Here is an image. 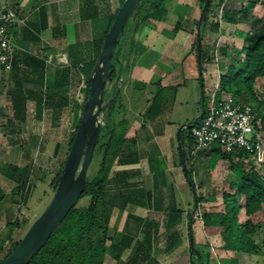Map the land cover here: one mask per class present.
<instances>
[{
    "label": "crops",
    "instance_id": "crops-1",
    "mask_svg": "<svg viewBox=\"0 0 264 264\" xmlns=\"http://www.w3.org/2000/svg\"><path fill=\"white\" fill-rule=\"evenodd\" d=\"M221 1L226 9L221 15L222 27L209 29V37H217L212 45H207L205 27L202 73L194 48L201 0H170L168 7L173 3L174 8L170 24L166 15L162 21L143 25L134 34L122 66L119 63L117 77L121 76L123 96L119 104L116 102V118L130 122L124 148L108 176L113 236L103 264H194L188 216L192 208L181 209L176 218L174 211L181 206L178 191L188 182L181 163L178 131L191 123L180 126L172 120L179 111L174 112L177 95L184 89L181 108L184 102L196 100L197 81L203 74L209 87L217 85V90L231 64L230 57L243 46L240 34L250 32L255 22L259 27L264 24V0ZM120 4L121 0H0V5L14 8L19 19L10 29L13 67L0 73V109L5 111L6 101L13 102L18 117H33L27 132L29 145L51 149V157L60 166L69 154L82 105L78 93L83 78L87 81L85 68L96 58L101 38ZM62 56H66L67 63ZM258 79L264 82V77ZM135 89L148 97L144 107L138 104L132 112L124 108V98L128 102L130 91ZM166 89L170 96L162 97ZM260 93L256 92L261 98ZM172 97L175 101H171ZM150 105L154 107L152 121L146 118ZM260 112L264 128V110ZM202 222L194 218L192 228L196 248L205 262L218 263L211 253L207 258L214 239L221 249L223 264H264L260 255L224 249L222 238L208 235Z\"/></svg>",
    "mask_w": 264,
    "mask_h": 264
},
{
    "label": "trees",
    "instance_id": "trees-1",
    "mask_svg": "<svg viewBox=\"0 0 264 264\" xmlns=\"http://www.w3.org/2000/svg\"><path fill=\"white\" fill-rule=\"evenodd\" d=\"M123 2L124 0H121L118 10L110 18L108 27L101 38L99 52L96 58L85 68L88 83L86 99L89 93L90 78L95 63L102 50L106 35ZM203 2L205 0H202V4ZM200 7L198 21L203 5ZM167 8V0H142L121 35L116 51V60H114L116 64V70L113 75L114 79L118 75L119 62H122V58L124 56L127 57L129 53L128 46L132 44L134 34L146 23L153 20H164L167 15ZM207 19L208 15L202 28V40L205 38L204 28L207 25ZM247 33L248 35L244 40L242 48L235 49L236 53L232 56L234 63L231 60L228 70L221 76L220 87L222 92H231L233 98L237 101L251 103L257 110L258 116L262 117L260 110H264L262 109V106H264V97L260 98L256 94L255 83L258 78L264 77V24L262 27H259L258 22H255L252 30ZM242 34L243 32L240 34V37ZM194 48L198 54L197 37ZM229 48L232 49L233 47ZM221 95L218 96L220 97ZM19 99L21 100V98ZM86 99L79 108L81 114L77 117L75 129L71 135L70 148ZM20 100H17V102ZM116 106L117 103L111 109L109 116L105 115V124L90 166L91 168L95 164L97 167L93 175H90L91 173L88 174V184L85 191L78 203L57 227L46 245L27 264H103L108 241L113 236V230L110 228L111 207L107 200L108 176L113 162L124 148L126 142L125 134L129 127L128 120H117ZM206 106L207 104H205V108ZM194 123H197V119ZM183 130L188 132L187 129ZM183 130L180 136V142L182 144L181 138ZM186 138L191 140L187 136V133ZM208 149L200 150L201 152H199H206L210 156V167L214 168L220 159H224L229 161L234 175L230 181V190H224L222 194L223 209L213 211L205 210L200 213V217L204 222L205 232L208 235H219L222 238L223 247L226 250L247 252L264 257V232L260 240L256 238V234L260 228L264 231V218L259 219L258 222H255L253 218L261 212L264 213V163L259 162V165L256 164V161H258L256 157L245 150L228 152L219 144H213ZM186 155L188 176L195 181V174L192 167L193 155L191 153L190 155L186 153ZM65 161L53 179L52 186L54 191L58 185ZM5 173L15 179L18 184L15 189L16 193H20L22 199L27 201L30 195L25 194V188L29 183L31 173L30 165L26 167L8 165L5 168ZM87 197L89 200L81 204V201ZM194 200L198 203L196 213L198 214L200 205L207 204L208 201L216 200V196L210 195L207 198L200 196L197 192ZM194 205L196 204L194 203ZM174 211H176L175 218L181 215V209ZM242 211L247 216L244 221L240 218ZM188 216L190 218L191 214H188ZM12 223L10 233L8 234V237L11 239V246L5 251L2 258H0V264L16 248L20 241V239H16L13 236L15 227ZM191 231L193 235L194 264H208L204 261L201 252L196 248L194 229L192 228ZM3 250L4 240H1L0 254Z\"/></svg>",
    "mask_w": 264,
    "mask_h": 264
},
{
    "label": "rangeland",
    "instance_id": "rangeland-1",
    "mask_svg": "<svg viewBox=\"0 0 264 264\" xmlns=\"http://www.w3.org/2000/svg\"><path fill=\"white\" fill-rule=\"evenodd\" d=\"M170 0H167V7ZM213 1V0H212ZM173 3L169 5L167 8V23L173 20V16L171 15L174 8L171 7ZM202 4V0L200 2V6ZM225 5V6H224ZM212 6V7H211ZM209 12H208V21H207V29H206V42L207 45H212L217 37H209V29L211 30H218L222 27V18L221 15L223 11L226 9V4H223L221 0H214L213 4H211ZM224 9V10H223ZM205 32V28H204ZM196 35V34H195ZM248 33L245 32L241 36V40L244 41L247 37ZM234 44H237L234 41ZM242 44V43H241ZM240 46V45H239ZM244 56V55H242ZM233 57H230V60L233 61ZM234 63V61H233ZM204 71V70H203ZM205 78L204 85L202 86L200 78H198V95L197 99L188 100V102H184L183 108H181L180 103V96L184 95V89H181L179 95H177V99L175 102V111L177 110L178 113H174L172 116L173 121H178L180 126L183 123H194L202 110V90L204 89L205 94V104H208L210 93L214 92L217 88H210L208 83L206 82L207 78ZM115 80L111 81L108 85L109 93L112 92L114 88ZM189 86V84H188ZM220 87V86H219ZM170 89V88H169ZM166 89L163 90L162 97L170 96V90ZM133 90V88L131 89ZM85 90H83L84 92ZM87 90L84 92L86 94ZM130 91L128 95V102L125 99V109L133 110L137 108L138 104L144 107L147 103L148 95H142V93L138 92L135 89L132 94ZM255 92H261L260 94H264V82L257 79L255 83ZM172 93V91H171ZM223 93L221 91V87L218 89V95ZM228 95L233 96L231 92L226 91ZM123 94V93H122ZM120 95L118 98L117 103L119 104L122 100V96ZM79 96V95H78ZM261 96V98H263ZM171 101H175L172 97ZM127 103V104H126ZM257 103V101H256ZM12 104V105H10ZM155 106V105H154ZM5 111L0 109V243L1 240H4V250L11 246V239L8 237L10 233V226L11 223L15 227L13 231V236L16 239H20L25 235L27 230L30 228L34 220L43 212L45 207L50 202L53 194L54 189L52 186L53 179L55 178L57 171L60 169V165L57 164V160L51 157V149L44 150L41 146L32 147L31 144L29 145V138L27 133L31 124L33 123V117L29 118H20L16 115L18 113L13 106V102L8 103L6 101V106L3 107ZM118 105L116 106V109ZM156 108V106H155ZM181 108V109H180ZM264 109V106H262ZM144 110V109H143ZM154 107L150 105L148 108L149 115H146V118L149 121H152L153 116H151ZM133 112V111H132ZM3 114V115H1ZM81 114L79 110L78 115ZM263 117V116H262ZM32 119V122L29 119ZM104 122H105V116ZM128 120V119H126ZM128 122H130L128 120ZM21 126V131L19 127ZM180 126L178 128H180ZM26 127V130H25ZM31 129V128H30ZM54 132H57V128L54 127ZM187 131L183 130L181 141L185 147L186 153L190 155L191 153V146L192 140L186 138ZM43 144V141H41ZM209 150V149H208ZM201 152V151H200ZM199 151L193 155L192 157V167L195 174V182L197 186V192L200 196H204L209 198L210 195H215L216 200H212L211 202L208 201L207 204L200 205L199 212L194 216L198 221H202L200 217V213L202 211H213V210H221L224 207L223 199V191L230 190V181L233 178V172L230 167L229 161L220 159L214 168L210 167V156L204 152L200 153ZM41 156H44L43 158ZM256 157V156H254ZM258 160V158H256ZM259 165L260 163H264V161H256ZM8 165H15L20 167H26L30 165L31 173L29 176V183L25 188V194H28V200L22 199L20 193H16L15 189L17 187V182L12 177L8 176L5 173V168ZM96 165L93 164L91 169H89L90 175H93L94 170L96 169ZM177 191V190H176ZM31 192V193H30ZM180 196L178 195V199L181 198V206L179 209L185 210V207L189 206L190 208H194V191L191 188L189 182H187L180 190L178 191ZM183 199V203H182ZM89 198H85L81 201V204L87 202ZM185 202H187L185 204ZM241 220H245L247 216L245 215L244 211L240 213ZM255 222H258L259 219L264 218V213L261 212L257 216L253 217ZM24 220V222H23ZM22 222V223H21ZM203 223V222H202ZM263 230L261 228L258 230L256 234L257 240H260L263 235ZM195 234V229H194ZM213 239V246L209 247V252H207V258H209V253H211L218 262L217 264H223L222 256L220 255L221 249L220 247L214 242ZM211 248V249H210ZM220 249V250H219ZM210 261V259H209ZM214 261V260H213ZM256 264H260L256 262Z\"/></svg>",
    "mask_w": 264,
    "mask_h": 264
},
{
    "label": "water",
    "instance_id": "water-1",
    "mask_svg": "<svg viewBox=\"0 0 264 264\" xmlns=\"http://www.w3.org/2000/svg\"><path fill=\"white\" fill-rule=\"evenodd\" d=\"M142 0H124L103 43L102 50L95 63L91 78L89 93L84 104V109L76 129V133L62 168L58 185L54 194L43 212L34 220L25 235L21 238L16 248L3 260L2 264H27L46 245L57 227L67 217L72 208L78 203L88 184V174L95 156V150L101 136L104 116H109L116 103L120 92V75L114 79L116 70V51L121 35L131 17ZM212 0H205L201 9L198 28V63L202 73V28L207 18ZM122 66V62H119ZM115 80L114 88L109 93L108 85ZM204 85V78L201 77ZM202 111L197 118L199 121L205 114V94L202 90ZM181 130L178 131L180 139ZM181 163L186 172L188 182L197 196V186L188 176L187 155L183 144L179 143ZM192 210L190 217V239L193 242L192 224L197 213L198 203ZM192 252L194 247L192 246Z\"/></svg>",
    "mask_w": 264,
    "mask_h": 264
},
{
    "label": "built area",
    "instance_id": "built-area-1",
    "mask_svg": "<svg viewBox=\"0 0 264 264\" xmlns=\"http://www.w3.org/2000/svg\"><path fill=\"white\" fill-rule=\"evenodd\" d=\"M19 21L17 11L7 5H0V73L9 72L15 57L14 43L10 29ZM61 60L67 63L66 56ZM88 83L83 78L79 87V99H86ZM220 87H218L219 89ZM218 89L210 95L204 116L184 126L187 136L192 140L191 154L219 144L228 152L245 150L259 161H264L263 120L249 102H239L223 91L219 97Z\"/></svg>",
    "mask_w": 264,
    "mask_h": 264
}]
</instances>
